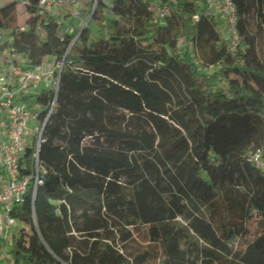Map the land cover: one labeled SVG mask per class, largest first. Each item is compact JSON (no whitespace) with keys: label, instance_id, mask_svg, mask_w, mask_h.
<instances>
[{"label":"trees","instance_id":"16d2710c","mask_svg":"<svg viewBox=\"0 0 264 264\" xmlns=\"http://www.w3.org/2000/svg\"><path fill=\"white\" fill-rule=\"evenodd\" d=\"M38 1L25 30L17 2L0 8L20 70L63 60L33 100L44 118L54 98L44 174L10 211L5 264H264L247 228L264 216V0H230L234 48L208 0H95L77 33Z\"/></svg>","mask_w":264,"mask_h":264},{"label":"built area","instance_id":"2783aa9c","mask_svg":"<svg viewBox=\"0 0 264 264\" xmlns=\"http://www.w3.org/2000/svg\"><path fill=\"white\" fill-rule=\"evenodd\" d=\"M80 8L81 2L77 0L38 1V15L44 17L66 11L70 17L78 20L77 25L81 29L87 25V21L81 18ZM207 8V15L222 18L224 40L234 48L238 38L234 8L230 0H208ZM165 12V8L159 10L160 15ZM25 28L26 22L19 27L20 30ZM16 61L17 56L10 50L6 33L0 30V240L4 242L11 239L16 225L10 216L12 207L22 200L29 184H32L34 193L44 174L38 160V150L54 98L44 118L40 117L39 107L33 110L29 104L37 105L33 100L42 90H53L56 93L63 66V60L52 59L49 67L43 60L31 69L20 70ZM27 149H31V162L29 173L24 174L20 168L24 167L22 161ZM251 160L255 166L264 170V158L260 151L253 153ZM4 252L0 250V258Z\"/></svg>","mask_w":264,"mask_h":264},{"label":"rangeland","instance_id":"374dc122","mask_svg":"<svg viewBox=\"0 0 264 264\" xmlns=\"http://www.w3.org/2000/svg\"><path fill=\"white\" fill-rule=\"evenodd\" d=\"M109 2V0H107ZM11 2H17V6H16V19H17V26L20 27L24 24L25 22V18H26V12L25 9L23 7L24 2L23 0H0V8L10 4ZM88 8L89 10H91L92 8H94V3H90L88 4ZM105 12V11H104ZM63 13H67L66 11H59L58 14H63ZM58 14L56 13L55 16ZM59 16V17H60ZM64 18H67L69 21L67 24H65L64 22V29L69 30V32L73 33V32H78V30L80 29V27L77 25L78 20L76 18L70 17L69 14H65ZM57 19L59 20V18L57 17ZM82 19L86 22L88 20V15L85 14L84 17H82ZM222 22V27L224 28V22L222 21V18H219ZM59 21H63L62 19ZM72 23V24H71ZM69 24V25H68ZM67 26V28H66ZM89 28L91 30V34L92 35H97V30H98V26L94 23L91 22L89 24ZM222 28V30H223ZM44 61L46 62V66L49 67L52 63V58L51 57H46L44 59ZM253 91L256 92L255 88H253ZM29 106L33 109V110H37L38 109V105H30ZM247 228H248V234L250 236L255 235L256 233H258L261 229H264V216L261 215H255L253 216L250 220L247 221ZM139 233L137 235V238L139 240L140 243H144L145 241V232L143 230V228H139L138 229ZM9 249H10V239H8L6 242H4L3 240H0V250L1 251H5L4 255L0 258V264H5L6 262H11L10 259H8L9 256Z\"/></svg>","mask_w":264,"mask_h":264},{"label":"crops","instance_id":"0c3cea01","mask_svg":"<svg viewBox=\"0 0 264 264\" xmlns=\"http://www.w3.org/2000/svg\"><path fill=\"white\" fill-rule=\"evenodd\" d=\"M88 5H86L84 2H81V8H80V11H81V18L82 17H84L85 16V14H87V11H88ZM59 12H57V14H58ZM56 14V13H55ZM65 14L66 13H63V14H61V16H60V14H58V16L56 15V17H58L59 18V20H63V21H61L62 22V24H63V26H64V22H65V24H67L69 21H71V20H69L68 21V19L67 18H64V16H65ZM60 16V17H59ZM78 23V22H77ZM72 24V23H71ZM69 25V24H68ZM66 28H67V26H66Z\"/></svg>","mask_w":264,"mask_h":264},{"label":"water","instance_id":"95a60500","mask_svg":"<svg viewBox=\"0 0 264 264\" xmlns=\"http://www.w3.org/2000/svg\"><path fill=\"white\" fill-rule=\"evenodd\" d=\"M94 6H95V4H94ZM89 19H90V18H88L87 23H88Z\"/></svg>","mask_w":264,"mask_h":264}]
</instances>
